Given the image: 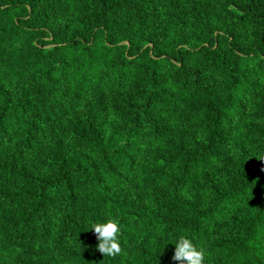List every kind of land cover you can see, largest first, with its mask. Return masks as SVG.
I'll return each instance as SVG.
<instances>
[{"label": "trees", "instance_id": "obj_1", "mask_svg": "<svg viewBox=\"0 0 264 264\" xmlns=\"http://www.w3.org/2000/svg\"><path fill=\"white\" fill-rule=\"evenodd\" d=\"M181 236L264 264V0H0V264H178Z\"/></svg>", "mask_w": 264, "mask_h": 264}, {"label": "clouds", "instance_id": "obj_2", "mask_svg": "<svg viewBox=\"0 0 264 264\" xmlns=\"http://www.w3.org/2000/svg\"><path fill=\"white\" fill-rule=\"evenodd\" d=\"M94 230L99 243L97 250L105 257H115L123 251L120 240L121 226L118 220L108 219L105 223H94ZM175 244L172 259L178 264H205L206 250L198 248L190 238L181 236Z\"/></svg>", "mask_w": 264, "mask_h": 264}]
</instances>
